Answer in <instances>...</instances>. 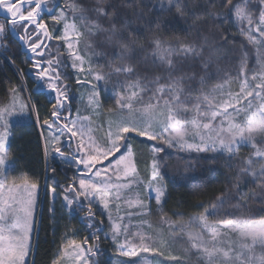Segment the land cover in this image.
<instances>
[{
    "label": "snow or ice",
    "instance_id": "6c2138e0",
    "mask_svg": "<svg viewBox=\"0 0 264 264\" xmlns=\"http://www.w3.org/2000/svg\"><path fill=\"white\" fill-rule=\"evenodd\" d=\"M144 8L156 17L139 0H0V57L15 64L23 49L53 95L33 100L17 66L18 83L0 97V264H29L37 226L38 182L5 174L14 119L41 125L53 178L55 161L73 171L49 191L84 231L66 229L53 264H107L105 242L113 264H264V0ZM169 150L186 154L173 179L235 169L220 173L224 191L175 220Z\"/></svg>",
    "mask_w": 264,
    "mask_h": 264
},
{
    "label": "trees",
    "instance_id": "16d2710c",
    "mask_svg": "<svg viewBox=\"0 0 264 264\" xmlns=\"http://www.w3.org/2000/svg\"><path fill=\"white\" fill-rule=\"evenodd\" d=\"M158 2L159 0H139V9L144 11L146 19H154L157 15L158 9L152 8L150 11L148 8H144V4L148 3L150 5H158ZM136 10L138 9L134 8L132 11ZM172 19L173 16H164L165 21ZM225 26L227 27L229 25ZM233 31H235V29ZM162 34L167 35L166 32ZM238 39L242 38L238 37ZM172 42H175L174 38ZM14 52L15 64H12L5 58L0 57V97L3 96L10 84L16 85L18 83L16 67L20 66L25 68L27 76L26 89L31 91L33 100H39L41 105H48L53 99H49L45 92L36 90V83L34 82L30 73L27 71L28 66L24 63V50L21 49L16 51L14 49ZM254 61L255 56L253 54L249 60L250 68L255 66ZM105 71H107V69H105ZM231 87L235 89L237 87L236 83L233 82ZM109 106H112L111 102H109ZM10 151V179H14L18 183H21V178L28 177L29 179H33L38 182L40 189L44 188L46 185L47 191H49L50 186H53L54 184L60 185L61 183L65 182L67 176L61 171L58 164H56V173L54 178L50 169L46 171L44 142L41 131L34 120L24 119L13 125ZM249 151V149H244L241 151L240 155L246 157L249 154ZM169 154L173 159L169 160L171 167L166 168V171L169 174L165 176V182L168 184L169 192L171 193V199L167 205V214L173 220L177 219V217L173 215L174 212L180 211L187 216L196 211L194 206L201 200L206 201L212 196L220 194V192L225 190L223 183H219L224 181V175L235 174V169L230 172L228 169L222 168L220 169V173H223L224 175L217 173L214 176L208 172L205 167H199L194 173L189 174L192 177L191 180H181L178 177L173 179L171 173L177 171V162L175 158L186 154L177 153L175 150H169ZM235 163L239 164L240 161L237 160ZM180 167L182 168V164ZM200 183L204 185V190L202 192L194 187L196 184ZM57 189H59V187H57ZM193 191H196L197 194L193 195ZM48 204L49 197L46 195V201L41 216V229L38 235V241L36 244V250L32 264H53L55 259L56 244L53 226L48 213ZM249 207L252 209H257L259 206L255 203H251ZM74 224L76 226H81L83 223L79 221V219H75ZM83 226L81 227L82 230L84 228ZM102 246L105 250L103 259L107 262V264H113L116 256L113 254L110 245L105 242Z\"/></svg>",
    "mask_w": 264,
    "mask_h": 264
},
{
    "label": "rangeland",
    "instance_id": "374dc122",
    "mask_svg": "<svg viewBox=\"0 0 264 264\" xmlns=\"http://www.w3.org/2000/svg\"><path fill=\"white\" fill-rule=\"evenodd\" d=\"M0 16H1V20L0 21H3V14L0 13ZM49 23H50V21H49ZM29 73H30L31 77L33 78L34 82L36 83V90L45 92L49 99H53V95L51 93H49L43 87V85H40L39 87L37 86L38 82L35 80V78L33 77L32 73L31 72H29ZM74 104H79L78 95L74 99ZM107 115H108V113L105 112L103 114V118H106ZM100 119H101V117H97V122H99ZM28 120H30V119H28ZM19 121H21V120L14 119L12 123L14 125V124H16ZM37 125H38V127H39V129L41 131V125L38 124V123H37ZM42 139H43V136H42ZM43 142H44V140H43ZM144 156L146 158L147 154L145 153ZM55 163L59 165L61 171L64 172V174L67 177H71L73 175V171L71 169L66 168L63 165L59 164L58 161H55ZM141 167H142V165H141ZM10 170H11V164H10V162H8V166H7L6 173H5L8 177H9ZM64 183L65 182L61 183L60 185L62 186ZM60 191H61V188L59 187V189H57V192L59 193ZM46 195H48V197H49L48 213L50 215L51 224L53 226V233H54L55 244H56V254H57L58 245H59L60 240H61L63 234L65 233L66 229L75 228L79 232H83L84 231V228H83V230L81 228L84 224H82L81 226H76L74 224V220L75 219H79L78 215H69V212L66 209L62 208V206H61L62 205V201L58 197L54 200L51 192L47 191L46 185L44 186V188H41V189L39 188V192H38V206H37V210H36L37 226H36V229L33 232V238H32L33 253L31 255V257L29 258V264L33 263V257H34V254H35L36 244H37V241H38V235H39L40 229H41V216H42V212H43V209H44V204H45V201H46ZM155 219L156 218L154 217L153 222H155ZM79 221H81V220L79 219ZM69 235H71V232H69ZM175 247H176V251H179L180 245H176ZM142 255H148V254H143L142 253ZM55 258H56V255H55ZM116 259H117V257L115 258V260Z\"/></svg>",
    "mask_w": 264,
    "mask_h": 264
},
{
    "label": "water",
    "instance_id": "95a60500",
    "mask_svg": "<svg viewBox=\"0 0 264 264\" xmlns=\"http://www.w3.org/2000/svg\"><path fill=\"white\" fill-rule=\"evenodd\" d=\"M0 18H1V16H0Z\"/></svg>",
    "mask_w": 264,
    "mask_h": 264
}]
</instances>
